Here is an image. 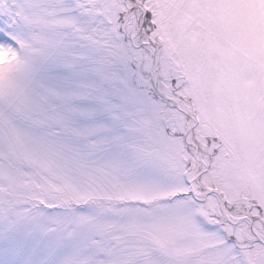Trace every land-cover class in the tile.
<instances>
[{"label":"snow or ice","instance_id":"6c2138e0","mask_svg":"<svg viewBox=\"0 0 264 264\" xmlns=\"http://www.w3.org/2000/svg\"><path fill=\"white\" fill-rule=\"evenodd\" d=\"M0 264H264V0H0Z\"/></svg>","mask_w":264,"mask_h":264}]
</instances>
